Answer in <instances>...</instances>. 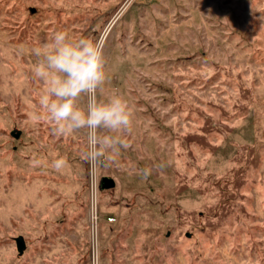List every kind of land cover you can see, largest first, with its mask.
Returning a JSON list of instances; mask_svg holds the SVG:
<instances>
[{"label": "rangeland", "instance_id": "374dc122", "mask_svg": "<svg viewBox=\"0 0 264 264\" xmlns=\"http://www.w3.org/2000/svg\"><path fill=\"white\" fill-rule=\"evenodd\" d=\"M58 30L103 43L101 96L133 109L114 159L43 118ZM0 264H264V0H0Z\"/></svg>", "mask_w": 264, "mask_h": 264}, {"label": "clouds", "instance_id": "9594fccd", "mask_svg": "<svg viewBox=\"0 0 264 264\" xmlns=\"http://www.w3.org/2000/svg\"><path fill=\"white\" fill-rule=\"evenodd\" d=\"M32 53L36 57L33 77L43 85L39 108L53 134L65 137L83 131L86 161L96 165L102 159H114L121 147L128 146L125 137L133 129L134 112L120 94L101 96L108 79L103 43L58 30L50 40L33 47ZM41 118L39 113L32 115L34 121ZM41 163L36 158L31 161L33 167ZM67 164L61 157L51 166L62 171Z\"/></svg>", "mask_w": 264, "mask_h": 264}, {"label": "built area", "instance_id": "2783aa9c", "mask_svg": "<svg viewBox=\"0 0 264 264\" xmlns=\"http://www.w3.org/2000/svg\"><path fill=\"white\" fill-rule=\"evenodd\" d=\"M93 173V171H91ZM92 177V176H91ZM95 177V175H94ZM90 190H91V195H92V201L96 200V194H97V181H96V177L95 178H91L90 181ZM111 219H109L110 222ZM92 222H94V225H97V216H92Z\"/></svg>", "mask_w": 264, "mask_h": 264}, {"label": "water", "instance_id": "95a60500", "mask_svg": "<svg viewBox=\"0 0 264 264\" xmlns=\"http://www.w3.org/2000/svg\"><path fill=\"white\" fill-rule=\"evenodd\" d=\"M15 137L17 138L18 135H15ZM113 181L111 180H108V179H105L104 182H103V188H112L113 187ZM17 246L18 248L21 250V247L23 246V240L22 238H18L17 239Z\"/></svg>", "mask_w": 264, "mask_h": 264}, {"label": "bare ground", "instance_id": "6f19581e", "mask_svg": "<svg viewBox=\"0 0 264 264\" xmlns=\"http://www.w3.org/2000/svg\"><path fill=\"white\" fill-rule=\"evenodd\" d=\"M93 224H94V222H93Z\"/></svg>", "mask_w": 264, "mask_h": 264}]
</instances>
